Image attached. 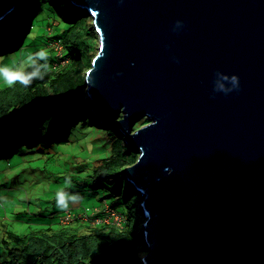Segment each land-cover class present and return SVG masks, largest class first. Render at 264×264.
Instances as JSON below:
<instances>
[{"label":"water","instance_id":"water-1","mask_svg":"<svg viewBox=\"0 0 264 264\" xmlns=\"http://www.w3.org/2000/svg\"><path fill=\"white\" fill-rule=\"evenodd\" d=\"M70 3L97 37L91 111L137 154L141 264H264V0Z\"/></svg>","mask_w":264,"mask_h":264},{"label":"trees","instance_id":"trees-1","mask_svg":"<svg viewBox=\"0 0 264 264\" xmlns=\"http://www.w3.org/2000/svg\"><path fill=\"white\" fill-rule=\"evenodd\" d=\"M64 1L19 0L15 11L0 24V59L7 61L9 55L20 52L31 58L11 83H0V176L4 177L5 170L16 166L11 162L15 155H49L53 160L58 149L64 151L65 145L68 148L83 139L84 135L79 137L81 132L77 130L93 125L107 137L109 152L100 153L90 175H81L78 171L65 181L70 196L66 200L72 201L78 193H81L80 199L82 195L98 192L102 210L106 204L117 211L108 198L124 195L123 170L136 161L137 155L122 139L114 138L118 132L115 124L103 126L94 119L85 95L84 78L96 55L97 37L89 17L80 15ZM43 17L59 18L63 30L52 33L50 25L40 23ZM46 39L51 40L48 43L52 51V44H61L63 53L59 57H40ZM26 56L23 59H27ZM64 59L69 61L62 65ZM121 117L118 115L116 119ZM140 122L133 129H137ZM30 151L32 153L28 154ZM36 159L29 157L28 161ZM69 164L72 163L69 161ZM12 180L13 177L10 182ZM4 183L6 181H2L0 187ZM128 188L138 208L141 198L130 184ZM108 192H112L113 197ZM50 207L29 218L24 212L18 213V218H26V231L2 230L1 233L0 228V264H141V253L146 250L142 236L137 235V230L123 214L117 211L124 217L122 224L111 221L91 228L89 223H84L86 229L80 231L76 229L78 225L72 227L64 221L67 210L77 216L72 210L76 208L73 202L60 212L49 210ZM142 221L141 218L138 223Z\"/></svg>","mask_w":264,"mask_h":264},{"label":"rangeland","instance_id":"rangeland-1","mask_svg":"<svg viewBox=\"0 0 264 264\" xmlns=\"http://www.w3.org/2000/svg\"><path fill=\"white\" fill-rule=\"evenodd\" d=\"M66 1L69 2L70 6L73 5L70 3V0H65L64 2ZM72 8L73 10L79 12V14L82 16L87 15L85 10L82 8L75 9L73 6ZM41 9L42 7L39 9V13H41ZM13 11H15V8L11 10L10 14H12ZM7 17H4L2 20H0V24ZM58 19L53 17H43L40 23H42L43 26L44 24L46 26L50 25L52 33L57 34L60 33L64 28L63 24ZM90 19L91 18L89 17V20ZM52 33L48 32L49 35ZM49 40L50 39H46V42H44L45 45L41 46V51L39 52L40 57H59V55L63 53L61 44H52L54 47V50L52 51L50 49L51 45H49L50 42L48 43ZM94 47H97V39H95ZM21 53L22 52L19 54L9 55V59L7 61H5L6 59H0V83H11L15 76H17L18 72L25 69L24 65L28 64L27 62L31 58H28L26 53ZM22 55L26 56L27 59H23ZM68 61L69 59H64L63 61L61 60V63L64 65ZM59 64L60 63H58V65ZM139 121H142L139 124L140 126H143L148 122L147 119H141ZM105 124L106 123H103V126H105ZM92 126H88V129L86 130H84V128L81 131L80 129L79 131L77 130V132H81L79 133V137H83L84 135L83 139H81L78 143L73 142L71 145H69V147L73 149L65 147L67 145L64 146L65 152L61 149H58V154L53 158V160L49 159V155H15L11 162L16 164V166L14 168L5 170L3 173L4 177L0 176V183L2 181H6V183L0 187L1 233L2 230H4V232L13 231L15 229L26 231V218H18V213L24 212L27 214L26 217L29 218L32 217L36 212L44 211V208H48L52 205L53 206L50 207L49 210H58V212H60L65 208L66 205H68V207L72 206V202L76 207L72 210L76 211L78 219L73 221L72 216H68L65 219V223H69V225L72 227L78 225L76 229H80V231H84L86 229V225L84 223H89L88 226L91 228H97L103 225V223L109 224L111 222V217L113 218V221H119L121 219V215L117 214L115 211L109 212L110 207L108 206H105L104 212L102 211L103 205L102 201L98 200V192H95L94 194L91 192V196L82 195L80 199L79 195L81 193H78L75 197H73V201L66 200L70 196L67 193L69 189L65 188V181L70 179L69 177H72L78 171H80L81 175H90L91 167L95 161L98 160L100 153L107 151L109 152L110 143L106 140L107 137L100 133L99 128ZM135 129H132V133ZM114 138L122 139L124 142L123 136H121L119 132L114 134ZM84 150H86L85 153ZM31 153L32 151H30L28 154ZM29 157H35L37 159L35 161L29 162ZM69 161L72 164H69ZM12 177L13 180L10 182ZM128 184L129 183L127 181L122 183V187L124 188L125 192L123 196L108 198V201H112V205L115 207V209L126 217L129 224L137 230V235L141 236V225L144 221V218L133 204L131 193L128 192ZM58 189L60 191L57 192ZM107 194L113 197L112 192H108ZM35 200L39 201L35 202V204L38 206L34 204L33 201ZM94 214L98 215L90 221L89 219L94 216ZM141 218L143 221L141 224H139L138 221L141 220ZM79 224H82L83 226H79ZM66 233H68V231H66Z\"/></svg>","mask_w":264,"mask_h":264},{"label":"clouds","instance_id":"clouds-1","mask_svg":"<svg viewBox=\"0 0 264 264\" xmlns=\"http://www.w3.org/2000/svg\"><path fill=\"white\" fill-rule=\"evenodd\" d=\"M18 3V2H17ZM16 6V5H15ZM73 7H75V9L77 8L75 5H72ZM86 12V11H85ZM8 16V15H7ZM6 16V17H7ZM88 16V15H87ZM90 17V16H89ZM91 18V17H90ZM90 21H91V23H92V19H90ZM54 65H56V63H54ZM86 88V87H85ZM86 95V94H85ZM92 113H93V116H94V119L95 120H97L99 123H101V124H103L104 122H102L98 117H96V115H95V113L92 111ZM122 118V117H121ZM117 120V119H116ZM116 120L113 122V124H115L116 125ZM106 124H112V123H106ZM116 130L122 135V133H121V131L120 130H118V128H117V125H116ZM123 136V135H122ZM137 155V154H136ZM124 174V173H123ZM131 185V184H130ZM132 186V185H131ZM133 188V187H132ZM133 190H135L134 188H133ZM137 192V191H136ZM138 193V192H137ZM73 201V200H72ZM140 204V203H139ZM105 206H107L106 204L104 205V209H105ZM109 207V206H108ZM137 210H138V212L140 213V211H139V205H138V208H137ZM103 212H104V210H102ZM113 210L110 208V210H109V212H112ZM115 211V210H114ZM117 214H119L117 211H115ZM67 213H68V215L66 216V218L68 217V216H72V218H73V221H75V220H77L78 219V217L77 216H74V214H72L71 213V211H69V210H67ZM99 214V213H98ZM98 214H94V216H92L89 220L91 221L95 216H97ZM107 214H109V213H107ZM120 215V214H119ZM66 218H64V221H65V219ZM121 219L119 220V221H113V218L111 217V221H113V222H115V223H117V224H122V218H124L122 215H121V217H120ZM72 221V222H73ZM104 224V223H103ZM141 235H142V233H141ZM146 249V248H145ZM145 252H146V250H145ZM145 252H143L142 254H141V257H142V255H144V253Z\"/></svg>","mask_w":264,"mask_h":264}]
</instances>
